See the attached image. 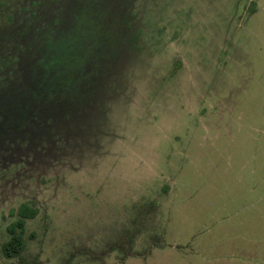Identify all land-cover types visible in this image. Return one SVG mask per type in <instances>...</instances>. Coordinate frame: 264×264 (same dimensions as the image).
I'll list each match as a JSON object with an SVG mask.
<instances>
[{
    "label": "rangeland",
    "instance_id": "rangeland-1",
    "mask_svg": "<svg viewBox=\"0 0 264 264\" xmlns=\"http://www.w3.org/2000/svg\"><path fill=\"white\" fill-rule=\"evenodd\" d=\"M2 1L14 15L0 37L29 0ZM130 1L38 0L40 24L76 13L72 50L46 41L65 68L50 91L81 99L78 69L107 72L77 123L0 113V264H264V0ZM129 11L138 47L118 57ZM29 56L0 71V91L28 83ZM21 203L37 212L7 258Z\"/></svg>",
    "mask_w": 264,
    "mask_h": 264
},
{
    "label": "trees",
    "instance_id": "trees-1",
    "mask_svg": "<svg viewBox=\"0 0 264 264\" xmlns=\"http://www.w3.org/2000/svg\"><path fill=\"white\" fill-rule=\"evenodd\" d=\"M3 13L8 21L13 20L14 14H11L12 12L8 9L7 4L0 0V14ZM38 15L39 14H30V16L33 17L32 19L35 18V20L39 18ZM75 15L76 13L74 16ZM133 17L134 15L127 12L126 17L123 18L124 21L119 23L123 29L122 34L127 35L128 41L127 44L122 47L119 44L118 57H121L122 54L129 49L132 50L133 48L135 50V48L138 47L137 36L140 34V30L135 29L134 32L133 28H131L132 26L129 21H131ZM32 19L23 23L24 28L22 29V37L27 40V45H25V47L22 45L20 46L17 42V36L21 34V30L20 32L12 31L0 37V71L5 66H9L11 61L18 62L22 57L28 58L29 55L26 56L27 53L25 52H30L29 54H32L29 56L30 60L27 59L30 65L28 64L27 68L24 67L26 71L25 81L28 83H25L26 85L24 86L20 85V87L12 85L7 91H0V113H4L3 121L10 118L11 120H16L17 124L20 120L26 121L27 124L32 117H38L39 115H45L49 118L66 115V120H68L69 125L77 123V120L82 119L83 116H88L96 104L95 95L99 87L103 88L101 84L103 81L105 82L104 76L107 72V66H105V70H100L99 67H102V65L99 62L92 61L91 63L89 62L86 65H82L81 68L78 69L82 77H87L88 81L91 82L86 90L83 91V93H85L81 99H69V94L65 93L67 91L62 89L65 86L69 91L68 85H60L55 81V90L58 92L52 93L50 89H53V87L51 88L50 84L53 83V72L55 71V74H59L65 68L63 66L57 67V63L60 61L59 55L61 54L58 52H56V54H51L49 52L51 48L49 49V44L46 41H55L56 43L53 44L55 48L59 46V43L62 41L65 43L60 46L63 50H72L68 45L69 40L67 36L75 31L77 25L76 22H74V26L72 23L65 28L60 27L55 30L50 27L51 23H48L47 27L42 30L39 23ZM56 22L58 24L60 23L58 20ZM9 43L11 46H9ZM12 46H15V50L18 49L21 52L8 55L9 52L12 51ZM1 48L6 49L1 50ZM40 48L43 49L42 52ZM81 57H85V55H81ZM77 76L78 75H76V78ZM94 83L101 84H99V87H95ZM11 116H15L16 119H12ZM36 212V209L30 207L27 203H21L18 206L16 210L17 218L6 226L9 236L1 247V252L5 257H17L23 251L25 241L22 238V234L24 233L25 223L27 219L33 218Z\"/></svg>",
    "mask_w": 264,
    "mask_h": 264
},
{
    "label": "flooded vegetation",
    "instance_id": "flooded-vegetation-1",
    "mask_svg": "<svg viewBox=\"0 0 264 264\" xmlns=\"http://www.w3.org/2000/svg\"><path fill=\"white\" fill-rule=\"evenodd\" d=\"M96 0H78V5H77V7H76V9L75 10H79L81 7H82V5H84L86 2L88 3H90V4H93V2H95ZM133 0H131L130 1V3L132 2ZM37 6H39V2H38V0H29L28 1V5L26 6V9H25V11H26V13H27V16H26V18L25 19H22V21H21V26H20V30H21V34L19 35V36H22V34H23V32H22V29L24 28V26H23V23L25 22V21H27V20H31L33 17H31L30 16V14L32 13V14H35V15H37L38 14V9L36 8ZM103 11V10H102ZM131 12L129 11V14H130ZM32 20H35V18L34 19H32ZM59 21L60 23L58 24L56 21ZM41 22V24L39 23V25L42 27V30H44L46 27H47V22H45V21H43V20H41L40 21ZM72 23H73V26H74V22H75V16L73 15L72 16V21H71ZM50 23H51V28H53V29H55L56 30V28L57 29H59L60 28V26L62 25V23H63V21L61 20L60 21V18H57V17H55V16H53L52 17V19L50 20ZM71 23V24H72ZM54 38H56V37H54ZM15 46H12V53H20L21 51L20 50H18V49H16L15 50V48H14ZM17 62V61H16ZM7 66H5L4 68H6ZM95 72V71H94ZM94 86L95 87H99V84H97V83H94ZM87 117V116H86ZM84 118V117H83ZM7 229V228H6ZM7 231V230H6Z\"/></svg>",
    "mask_w": 264,
    "mask_h": 264
}]
</instances>
